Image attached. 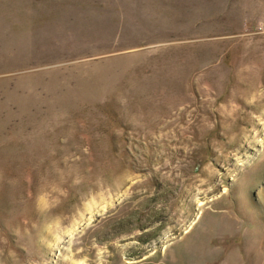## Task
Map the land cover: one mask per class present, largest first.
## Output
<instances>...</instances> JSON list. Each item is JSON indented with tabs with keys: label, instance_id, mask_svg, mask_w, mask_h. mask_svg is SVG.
<instances>
[{
	"label": "rangeland",
	"instance_id": "obj_1",
	"mask_svg": "<svg viewBox=\"0 0 264 264\" xmlns=\"http://www.w3.org/2000/svg\"><path fill=\"white\" fill-rule=\"evenodd\" d=\"M263 185L264 0H0V264H264Z\"/></svg>",
	"mask_w": 264,
	"mask_h": 264
},
{
	"label": "bare ground",
	"instance_id": "obj_2",
	"mask_svg": "<svg viewBox=\"0 0 264 264\" xmlns=\"http://www.w3.org/2000/svg\"><path fill=\"white\" fill-rule=\"evenodd\" d=\"M249 176H250V175H249ZM248 178H249V177H248ZM249 181H250V180H247V181L245 182V183H247L246 185H249V184H248ZM252 181H254V180H252ZM254 183H255V181H254ZM243 185H244V184H243ZM263 186H264V185H263ZM263 186H262V190H264V189H263V188H264ZM77 264H78V263H77Z\"/></svg>",
	"mask_w": 264,
	"mask_h": 264
}]
</instances>
